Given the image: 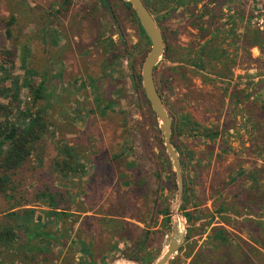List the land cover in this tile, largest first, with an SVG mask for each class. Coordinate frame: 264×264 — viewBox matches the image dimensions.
I'll use <instances>...</instances> for the list:
<instances>
[{"label":"rangeland","instance_id":"374dc122","mask_svg":"<svg viewBox=\"0 0 264 264\" xmlns=\"http://www.w3.org/2000/svg\"><path fill=\"white\" fill-rule=\"evenodd\" d=\"M106 1L104 9L98 0H0V79L19 78L25 103L26 83L44 82L35 110L50 123L27 172L14 177L15 196L0 198V214L17 202L36 209L38 230L56 236L35 241L52 264H156L178 223L187 240L168 264H208L219 228L232 246L237 237L258 247L240 221L258 217L248 207L264 168V129L256 122L264 105L250 103L248 79L239 71L246 53L258 52L244 35L246 28L264 29V0H143L164 36L154 79L172 119L180 202L159 121L141 86L149 46L142 49L143 33L126 0ZM65 146L75 151L76 168L60 175L51 164ZM43 184L52 186L64 215L46 216L43 199L34 198ZM0 263L20 264L1 254Z\"/></svg>","mask_w":264,"mask_h":264},{"label":"trees","instance_id":"16d2710c","mask_svg":"<svg viewBox=\"0 0 264 264\" xmlns=\"http://www.w3.org/2000/svg\"><path fill=\"white\" fill-rule=\"evenodd\" d=\"M61 1L63 5H66L68 2V0ZM126 4L127 9L131 10V6L127 2ZM133 16L136 18L135 15ZM243 18L244 15L240 19L242 20ZM251 19L252 17L247 18V22H250ZM140 29L143 33L141 27ZM244 36H249L247 40H251L250 44L256 43L260 48L263 47L264 29L260 32L246 28V35ZM8 54L11 55V53ZM6 82L9 85H6ZM25 88L29 95V103L21 100L22 84L19 83V78L10 75L3 80L0 79V198L5 202L11 201L15 196L17 186L14 177L27 172V166L32 158V154L50 126L44 111L40 108L35 110L36 106L40 107V102L44 99V82L38 84L27 82ZM261 122L259 121L258 125ZM262 129H264V124L262 125ZM259 153L261 154L262 151ZM62 155L66 156V158H63ZM75 157L76 153L73 149H69L66 146L61 148L59 156L51 164L52 171L60 175L72 173L76 168ZM261 170L263 171H260L258 174L260 180L258 179L255 191L257 193V200L253 207L247 206L248 210L252 214L258 215V217L256 219L249 218L240 221L243 225L241 230L244 229L248 232L252 242L254 244L257 243L259 248L237 237H234L235 242L234 246H232L228 240L223 239V236L226 237L228 232L224 228H219L214 230L211 236V240L218 241L219 245L214 250H210L211 252L207 251L210 254L206 256L208 264L263 263L264 222L259 219L261 218L259 217V213H261L262 207H264V189L261 186V183L264 181V168ZM43 185L44 191L38 196L35 195L34 198L36 200L43 199L42 205L48 209L45 212L46 216L53 218L64 215L63 212L59 211L57 202L54 200L53 195L55 193L50 190L52 186ZM240 195V192H237L234 198L240 200ZM19 200L23 201V198L20 197ZM183 200L184 202L186 201L185 198ZM21 203L17 202L9 211L0 214V254L6 255L9 259L16 258L20 264H52L53 258L49 254V251L39 250L36 244H39V241L44 238H47V241H54L56 239L55 234L50 231L42 232L38 230L42 227L35 222L36 209L28 207V204L21 205ZM235 209L232 211L238 216ZM182 210H184L183 207ZM222 213H224L223 209L217 211V215L223 220ZM184 218L188 222L192 219L187 213L184 214ZM227 222L230 221L227 220ZM38 239H40L38 243L35 242ZM147 239L148 234L144 237L143 242H146ZM185 239L187 240V238ZM218 250L220 251V258L225 253L222 260H217L215 252ZM237 252H240V257L238 262L236 260L234 263L232 260H234V255L236 256ZM246 257L249 259L247 262Z\"/></svg>","mask_w":264,"mask_h":264},{"label":"water","instance_id":"95a60500","mask_svg":"<svg viewBox=\"0 0 264 264\" xmlns=\"http://www.w3.org/2000/svg\"><path fill=\"white\" fill-rule=\"evenodd\" d=\"M126 2L134 11L138 24L144 32L141 43L144 46L149 44V52L141 67V86L148 104L159 121V132L163 138L164 148L175 172L178 185V201L180 202L183 193V184L179 156L174 149L171 140L172 119L164 106L154 79L155 67L164 53L163 34L143 0H126ZM116 30L120 36L119 28L116 27ZM184 238L183 229L174 224L167 250L156 264H168L173 255L179 251L184 242Z\"/></svg>","mask_w":264,"mask_h":264},{"label":"crops","instance_id":"0c3cea01","mask_svg":"<svg viewBox=\"0 0 264 264\" xmlns=\"http://www.w3.org/2000/svg\"><path fill=\"white\" fill-rule=\"evenodd\" d=\"M251 45H253L258 52L256 54L255 53L253 54L252 53L253 50H252L251 53L250 52L246 53L245 57L248 62L247 64H244L243 60H240V64L242 68L240 69L239 72L241 73V75L245 74V77H247L248 79L247 87L249 88V91L251 90L250 103L252 104L255 103V106L259 108V106L264 105V45L261 48L256 43H253ZM259 65L263 66V70H260ZM241 82H242V78L240 79L239 88L243 89L244 86L242 85ZM228 116L226 117L227 119L226 121L228 122L233 121ZM242 117L243 118L245 117L246 120L249 119L246 115ZM259 121H262L261 122L262 125L264 124V118L262 117L256 118L257 124ZM223 148L224 150L227 151L230 149V146L225 144Z\"/></svg>","mask_w":264,"mask_h":264},{"label":"flooded vegetation","instance_id":"af4514ba","mask_svg":"<svg viewBox=\"0 0 264 264\" xmlns=\"http://www.w3.org/2000/svg\"><path fill=\"white\" fill-rule=\"evenodd\" d=\"M98 2L102 5V7L105 9L106 8V6H107V1L106 0H98ZM131 14L132 15H135V13H134V11L132 10V8H131ZM143 35H144V32H143V34H142V38H143ZM163 38H164V36H163ZM146 46H149V44H147ZM146 46H144L143 44H142V49L144 48V47H146ZM141 48V47H140ZM140 48H139V50H140Z\"/></svg>","mask_w":264,"mask_h":264},{"label":"bare ground","instance_id":"6f19581e","mask_svg":"<svg viewBox=\"0 0 264 264\" xmlns=\"http://www.w3.org/2000/svg\"><path fill=\"white\" fill-rule=\"evenodd\" d=\"M177 226L181 227L179 223L177 224Z\"/></svg>","mask_w":264,"mask_h":264}]
</instances>
